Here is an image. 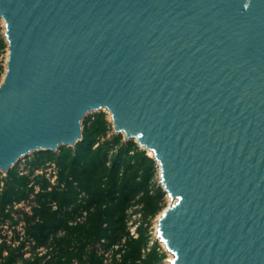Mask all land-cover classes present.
<instances>
[{"label":"water","instance_id":"95a60500","mask_svg":"<svg viewBox=\"0 0 264 264\" xmlns=\"http://www.w3.org/2000/svg\"><path fill=\"white\" fill-rule=\"evenodd\" d=\"M0 172L107 110L152 151L172 264H264V0H0Z\"/></svg>","mask_w":264,"mask_h":264},{"label":"trees","instance_id":"16d2710c","mask_svg":"<svg viewBox=\"0 0 264 264\" xmlns=\"http://www.w3.org/2000/svg\"><path fill=\"white\" fill-rule=\"evenodd\" d=\"M6 47L0 33V55ZM3 72L0 62V77ZM112 129L104 112L95 113L84 120L83 140L74 149L61 146L59 152H36L32 165L58 166L55 185L43 175L33 181L30 175L10 170L0 205L5 210L36 193L38 206L26 220V234L36 245L27 258L24 242L19 247L3 242L0 264H157L163 259L157 245L146 252L150 220L164 207L165 191L153 185L155 159L134 141L125 142L123 134L108 137ZM136 200L142 204L144 222L138 226V237H133L128 210ZM103 241L111 251L108 263L94 247ZM39 246L47 249L42 255L36 251Z\"/></svg>","mask_w":264,"mask_h":264},{"label":"rangeland","instance_id":"374dc122","mask_svg":"<svg viewBox=\"0 0 264 264\" xmlns=\"http://www.w3.org/2000/svg\"><path fill=\"white\" fill-rule=\"evenodd\" d=\"M5 25L6 24L3 22V20L0 19V33L2 34V36L4 38H5V33H6ZM8 53L9 52H8V44H7L5 51L3 52V54L0 55V62L4 65V72L2 73V75L0 77V84L2 83V81L4 79V75H5V71H6V62L8 60ZM103 112L106 114V118L112 124L113 129L108 136V137H111L113 134H115L111 114L107 110H103ZM93 114H95V113H92L90 115H93ZM123 137H124V135H123ZM123 140L125 142H127L125 140V137L123 138ZM131 141H134L135 143H137L136 140H131ZM137 145L139 146L138 143H137ZM72 148L74 149L75 147H72ZM140 149H142V148L140 147ZM142 150H144V149H142ZM147 152H148V155L153 158L152 154H150V151H147ZM36 158H37L36 152L28 154L27 156L21 158L19 160V162L17 163V165L13 167V169H16L18 175H23V174L30 175L31 180H33V181H34L36 176L43 175V174H41L40 171H44L45 175H43V176L47 177L46 175L51 173V170H52V168H50L51 166H48L47 163L44 165L45 167L44 166L38 167L37 165H32L31 163L33 161H35ZM155 163H156V165H155L156 166V174H155L154 179H153V185H156V187H159V186L163 187L161 184L160 166L156 160H155ZM32 170H34V173L31 174ZM7 179H9V175L0 172V191L6 187ZM163 189H164V187H163ZM25 202H26L25 205H23V207H21L19 211L22 214V217L27 220V218L32 216L31 210L37 205L36 193L31 194L29 196V198L25 200ZM168 205H169V195L165 191V196L163 198V206L164 207L158 214H156L153 218H151L150 224L148 227V229H149L148 234L150 235L149 247H151L153 245H157L158 252L161 255H164L163 259L161 261H159L157 264H172V262L170 260H172L173 255H171V253L166 249L165 245L161 242L160 238L158 237L157 225H156L157 224L156 222L159 219L160 214L162 213V211H164L168 207ZM29 209H31L30 210L31 212L27 211ZM128 214H129L128 224L130 227V231L132 229H134V227H138L139 225H141L144 222L142 204L140 202H138L137 200L133 203V206L128 210ZM19 216H20V214H19ZM103 243H104V241L101 243L98 242L94 245V247L98 249V252L100 255H105V257L107 258L108 255L111 254V251H107L106 247ZM46 251H47V249L44 248L43 253H45ZM147 251H149V250L147 249L146 252ZM109 261H110L109 258L105 259L106 263H108Z\"/></svg>","mask_w":264,"mask_h":264},{"label":"built area","instance_id":"2783aa9c","mask_svg":"<svg viewBox=\"0 0 264 264\" xmlns=\"http://www.w3.org/2000/svg\"><path fill=\"white\" fill-rule=\"evenodd\" d=\"M47 165L51 166L50 168H52V170L50 174L46 175V178L53 185H55L58 182V166L54 162H48ZM40 172L41 174L45 175L44 171ZM38 191L39 186H36V192ZM82 195H84V193H82ZM25 203V200L20 202L14 201L12 204L7 205L5 210H3L2 206L0 205V245L3 242H6L9 246L19 247L24 242L25 246L23 248V252L25 253V257L28 258L32 256V251L36 245V241L33 237L27 236V221L22 217V214L19 211L20 208L25 205ZM36 206H38V202ZM53 206L54 208H57L55 203H53ZM30 210L31 209L27 211L29 212ZM31 211V214L33 215V209ZM131 235L133 237H138V227H134V229L131 230ZM44 248L45 247L43 246L36 248V251L39 252V255L43 254ZM148 250H150V247H148ZM5 254H7V252H5Z\"/></svg>","mask_w":264,"mask_h":264},{"label":"bare ground","instance_id":"6f19581e","mask_svg":"<svg viewBox=\"0 0 264 264\" xmlns=\"http://www.w3.org/2000/svg\"><path fill=\"white\" fill-rule=\"evenodd\" d=\"M3 22L5 23V20H3ZM6 24V23H5ZM9 52V51H8ZM8 57H9V54H8ZM150 154H152V156H154V154H153V152L152 151H150ZM160 166V165H159ZM160 171H161V166H160ZM172 199H171V197L169 196V204H172ZM166 210V209H165ZM165 210L164 211H162V213L160 214V217L163 215V213L165 212ZM159 217V218H160ZM159 220V219H158ZM158 220H157V229H158ZM164 244V243H163ZM171 255H173V254H171ZM173 258V257H172Z\"/></svg>","mask_w":264,"mask_h":264}]
</instances>
